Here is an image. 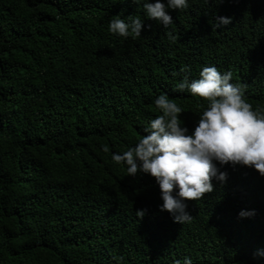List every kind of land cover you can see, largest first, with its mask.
<instances>
[{
	"label": "trees",
	"instance_id": "trees-1",
	"mask_svg": "<svg viewBox=\"0 0 264 264\" xmlns=\"http://www.w3.org/2000/svg\"><path fill=\"white\" fill-rule=\"evenodd\" d=\"M169 14L165 28L143 0H0V264H264L258 170L224 165L227 181L186 201L181 224L160 211L154 177L112 160L161 114L160 94L195 127L207 101L176 85L204 66L230 70L264 111V0ZM129 15L144 21L139 38L109 31ZM220 16L231 23L216 27Z\"/></svg>",
	"mask_w": 264,
	"mask_h": 264
},
{
	"label": "clouds",
	"instance_id": "clouds-1",
	"mask_svg": "<svg viewBox=\"0 0 264 264\" xmlns=\"http://www.w3.org/2000/svg\"><path fill=\"white\" fill-rule=\"evenodd\" d=\"M133 3L140 4L141 0ZM188 4L189 0H143V9L148 18L167 28L173 23L169 10H183ZM231 19L217 17L216 27L230 24ZM143 27L144 21L132 15L112 19L108 25L111 33L125 38H139ZM169 36L175 39L171 33ZM232 80L230 70L222 72L215 65L202 67L199 78L191 81L185 76L177 89L207 101L195 127L190 131L183 126V108L166 94H160L154 104L161 114L143 128L142 138L128 150L112 154L114 162L127 166L129 176L140 173L155 178L162 200L160 211L169 212L181 224L191 219L186 201L211 193L213 181H227L224 165L253 167L264 176V111L253 109L245 99V86ZM145 213L146 209L137 210L138 217ZM238 215L251 216L254 210H241ZM183 264L193 261L186 256Z\"/></svg>",
	"mask_w": 264,
	"mask_h": 264
}]
</instances>
